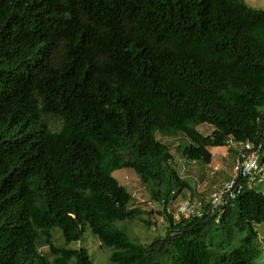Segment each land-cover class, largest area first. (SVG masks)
Masks as SVG:
<instances>
[{
  "label": "trees",
  "instance_id": "trees-1",
  "mask_svg": "<svg viewBox=\"0 0 264 264\" xmlns=\"http://www.w3.org/2000/svg\"><path fill=\"white\" fill-rule=\"evenodd\" d=\"M158 133L186 135L180 152L205 163L229 139L264 144V9L0 0V264H95L53 234L68 245L88 228L113 248L109 264H260L264 192L244 184L215 208L202 196L200 217L177 220L168 206L191 185ZM123 168L160 206L150 242L125 226L157 223L113 175Z\"/></svg>",
  "mask_w": 264,
  "mask_h": 264
},
{
  "label": "rangeland",
  "instance_id": "rangeland-1",
  "mask_svg": "<svg viewBox=\"0 0 264 264\" xmlns=\"http://www.w3.org/2000/svg\"><path fill=\"white\" fill-rule=\"evenodd\" d=\"M244 1L253 7L264 9V0ZM46 120L49 128L52 130H58L61 127L62 122L57 117H48ZM197 129L207 135L213 131L214 127L211 124L203 123L197 126ZM157 137L169 146L173 154V163L177 166L181 176L188 180L191 185V189H185L175 200L170 202L168 207L172 212L176 213L178 206L191 196L198 199H201L203 196L207 200L211 191L219 189L225 182L233 178L237 151L240 146H233L231 148L228 145L208 147L212 153V160L210 163H205L203 161L188 159L180 152L179 143L183 142L188 145L190 142L186 135L180 134L177 137H169L158 133ZM113 175L134 195L138 206L153 211L151 218L157 223L156 226L148 228L139 221L127 222L125 225L134 238H138V240L145 243L150 242L154 236L162 232V216L158 214L160 210L159 204L149 198L146 188L133 169H119L114 171ZM252 188L257 192H264V181L254 183ZM256 229L259 234V246L262 249V255L258 262L264 264V226L262 224H256ZM53 234L55 243L58 245H65L70 248H86L95 264L110 263L109 257L113 248L102 246L97 236L89 228L85 231L83 240L74 241L68 245L64 244L61 232L58 229H55ZM41 250L44 253H49L48 246L43 247Z\"/></svg>",
  "mask_w": 264,
  "mask_h": 264
},
{
  "label": "built area",
  "instance_id": "built-area-1",
  "mask_svg": "<svg viewBox=\"0 0 264 264\" xmlns=\"http://www.w3.org/2000/svg\"><path fill=\"white\" fill-rule=\"evenodd\" d=\"M229 145L240 146L233 178L211 194L210 204L212 207L224 205L228 199H234L244 184L251 186L253 183L264 181L263 142L250 140L237 142L230 139ZM203 205L201 201L189 198L178 206L174 216L177 220L181 217L200 216L203 214Z\"/></svg>",
  "mask_w": 264,
  "mask_h": 264
},
{
  "label": "clouds",
  "instance_id": "clouds-1",
  "mask_svg": "<svg viewBox=\"0 0 264 264\" xmlns=\"http://www.w3.org/2000/svg\"><path fill=\"white\" fill-rule=\"evenodd\" d=\"M229 140H230V139H229ZM229 140H228V143H227V144H228V147H230V146H235V147H237V145H229ZM232 140H233V139H232ZM239 149H240V148H239ZM237 156H238V155H237ZM236 160H237V158H236ZM234 166H235V165H234ZM261 182H263V181H261ZM225 183H226V182H225ZM225 183H224V184H225ZM224 184H223V185H224ZM253 184H254V183H253ZM253 184H251V186H249V187H252ZM223 185H222V186H223ZM222 186H221V187H222ZM221 187H220V188H221ZM220 188H219V189H220ZM219 189H216V190L211 191V193L209 194V197H208L209 201H210V196H211V194H212L213 192L219 190ZM189 198H195V197L191 196V197H189ZM189 198H188V199H189ZM195 199L201 201L203 204H204L205 202H208V201H207L208 199H207V200H204L205 202L203 201V199H200V198H199V199H198V198H195ZM203 206H204V205H203ZM212 208H215V207H212ZM203 210H204V208H203ZM176 211H177V210H176ZM173 213H174V212H173ZM174 215H175V213H174ZM200 216H201V215H200ZM200 216H198V217H200ZM191 217H192V216H191ZM182 218H185V217H182ZM189 218H190V217H189ZM179 219H180V218H179ZM185 219H187V218H185Z\"/></svg>",
  "mask_w": 264,
  "mask_h": 264
}]
</instances>
